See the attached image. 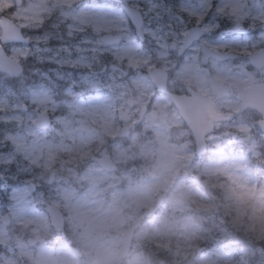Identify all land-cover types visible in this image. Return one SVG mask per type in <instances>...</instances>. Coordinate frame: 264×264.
I'll return each mask as SVG.
<instances>
[{
	"label": "rangeland",
	"instance_id": "1",
	"mask_svg": "<svg viewBox=\"0 0 264 264\" xmlns=\"http://www.w3.org/2000/svg\"><path fill=\"white\" fill-rule=\"evenodd\" d=\"M249 1L252 5L261 2ZM35 2L23 0L22 5L16 7L13 0H0V17H9L18 24L29 41L28 45L5 46L6 54L24 66V74L17 80L14 90L10 88L11 85L6 86V77L0 75V91L6 96L0 98L5 100V103L0 104V161L2 164H11L8 168L10 174L28 186L33 184L37 188L36 194L30 195L29 199L26 185L19 186L8 178L3 181L0 179V186L2 184L5 188L0 193V216L7 214L11 218L10 234L0 224V244L11 254L2 255L0 264H31L32 260L37 264H79L77 258L84 264H118L121 249L119 236L131 227L135 229L129 251L132 253L129 257L131 264H172L173 261L157 254L159 258L154 257L148 247L170 257V251L163 243L164 238L177 237V248L187 246L186 236L194 228L187 216L182 217L180 204L183 195L177 193L171 200L164 201L157 213L148 219L144 218L143 213L153 208L161 191L158 178L166 173L168 167L178 162L187 165L180 169V174L184 177V186L192 192L191 196L194 184L190 177L197 170L203 185L204 178H213L212 181L221 179L231 189L236 202L247 203L252 207L259 219L256 222L263 232L264 137L257 128L260 116L248 110L234 115L237 117L234 122L216 124L209 136L211 139L207 138L208 152L205 158L194 160L191 145L179 140L181 135L187 136L189 132L171 103L159 111H154L149 103V112L142 122L139 120L141 107L138 104L134 108L127 105L121 107V93H130L131 96L144 94L147 85L140 78L138 69L129 75L126 66V70L111 69L110 75L101 76L81 64L73 67L68 54L57 51L60 46L57 41L49 40L48 46L43 41L37 43V37L56 30L51 24L45 25L44 30L31 27ZM262 29L260 26L255 30L246 29L250 33L240 40L249 44L257 43L255 50H259L261 45L257 37L264 31ZM249 50L254 51L251 48ZM21 52L26 54V59L21 56ZM76 55V51L72 50V56ZM80 55L85 56L83 53ZM92 55L89 51L85 56L88 63ZM175 56L168 57L173 64ZM240 57H244L243 62L238 59L222 63L228 66V70L222 74L223 83L233 88V95L217 104V111L226 115L238 114L235 89L247 87L251 80L258 83L264 79L261 75L264 67L256 70L247 62L246 56ZM241 64L245 67L241 68ZM207 65L209 63L202 65L199 62L185 67V71L194 74L198 68ZM35 67L52 69L44 80L52 78L57 82L56 87L52 86L54 93L47 91L44 85L30 90V73L36 72ZM87 79L96 80L98 87L91 88ZM168 89L184 92L175 89L170 80ZM72 92L77 95L73 96ZM37 96L44 102L33 103ZM23 106H27V111L22 110ZM81 109L85 110L83 116L80 115ZM38 111L53 116L55 127L52 132H39L34 128ZM119 112L125 113L129 122L136 125L125 139L118 137L124 126L117 118ZM153 112H156L155 117L151 116ZM3 126L7 128L6 131L1 129ZM6 141L11 143L5 144ZM75 143L87 149L80 146L76 152L78 163L82 160L79 167L67 168V163L73 160L67 155L74 153ZM92 147L98 149L93 151ZM88 148L92 151L89 152ZM102 149H106L110 159L117 165L115 173H105L92 160L101 155ZM62 155H65V163L60 162ZM9 160L13 162L8 163ZM154 160L160 164L155 173ZM52 174L54 177L50 182ZM47 204L63 212L65 228L62 231H55L46 214H43L42 209ZM169 215L171 219L168 224H175V234L166 225H159ZM149 228L153 240L146 243ZM28 238L37 241L34 250L28 246ZM211 252L201 254L195 264H213L216 258H223L222 264H231L218 249ZM251 253L248 247L242 248V256L248 258ZM240 264L246 263L241 261Z\"/></svg>",
	"mask_w": 264,
	"mask_h": 264
},
{
	"label": "snow or ice",
	"instance_id": "2",
	"mask_svg": "<svg viewBox=\"0 0 264 264\" xmlns=\"http://www.w3.org/2000/svg\"><path fill=\"white\" fill-rule=\"evenodd\" d=\"M80 22L91 25L97 33H106L102 40L96 41L98 47L88 51L99 57L108 54L121 61L122 66L128 67L129 74H134L133 70L149 63L157 54L172 57L179 53L185 57L187 53L184 67L198 64L203 57L205 63L214 67L219 82H223L222 74L228 70L221 62L230 59L233 53L247 56L250 62L264 67V31L257 37L261 45L258 51L249 50L257 49V43L249 44L239 39V34L246 29L264 28V2L254 3L251 7L246 0H144L135 7L124 9L97 5L82 12ZM129 24L133 27L129 28ZM113 32L120 35L113 36ZM109 47L111 51L107 52ZM57 51L67 53L73 67L77 64L92 67L87 58L80 55V49L74 57L72 50L64 45ZM20 54L27 58L25 53ZM17 62L15 58L4 61L9 69ZM86 82L93 89L98 87L94 79ZM37 102L44 101L37 96L33 103ZM3 103L5 100L0 99V104Z\"/></svg>",
	"mask_w": 264,
	"mask_h": 264
},
{
	"label": "clouds",
	"instance_id": "3",
	"mask_svg": "<svg viewBox=\"0 0 264 264\" xmlns=\"http://www.w3.org/2000/svg\"><path fill=\"white\" fill-rule=\"evenodd\" d=\"M144 0H36L33 8L34 18L30 21L32 28L45 29V25L51 24V27L56 31L44 36L36 38V42L43 41L45 44L49 40H54L59 45H64L67 48L76 51L81 50L85 56L88 50L98 47L97 40H102L106 33H97L91 25H84L80 22L81 13L87 11L97 5H108L110 7H119L120 9L135 7L137 3H143ZM129 28L133 25L129 24ZM113 36L120 35L118 32L111 33ZM31 40V38H29ZM123 43V41H121ZM51 51L52 49H48ZM107 52L111 51L109 47ZM187 53L185 54V57ZM185 57L175 56V63L168 57L154 55L151 61L147 64L139 66L138 70L140 78L145 82L147 87L144 89V94L137 93L136 96H131L130 93H121V107L127 105L129 108L133 104H138L140 107L147 109L149 103L152 105L154 111H159L167 108L170 103V96L167 92L157 96V91H162L160 80L162 78L169 79L174 85L175 89L187 91L191 97L193 95L199 97L205 94L208 90L205 87L206 82L213 85V92L219 84L217 81V73L214 67L209 63L207 67L198 68L194 74H188L185 71L184 63ZM92 67L90 71H95L101 76L111 74V69L126 70V65L122 66V62L115 60L112 56L105 54L103 57L92 55L90 58ZM241 62L244 57H239ZM169 65H171L169 67ZM131 75V74H129ZM264 77V72L261 73ZM261 85L264 87V79L261 80ZM166 101L168 103H166ZM135 111V109H134ZM151 114V113H150ZM80 115H85V110L81 109ZM181 123L183 121L181 120ZM211 139V137H209ZM180 141L187 145L194 144V138L189 132L187 136L181 135ZM154 173L159 170L160 164L158 160L152 162ZM187 167L186 164L178 162L173 167H168L166 173L158 178L160 184L159 197L162 202L171 200L177 193L190 197L192 192L183 184L184 177L180 174V169ZM192 172V169H189ZM191 180H199L198 170L190 177ZM195 203L194 200L191 201ZM257 207L260 205L257 203ZM246 222L256 223L252 215V210L248 209L244 213ZM259 225H257L258 227ZM132 253H124L118 257V264H131L129 257ZM177 255L181 257L179 261H174V264H195L194 261L188 259V253L178 252ZM31 259V258H30ZM31 264H37L35 260Z\"/></svg>",
	"mask_w": 264,
	"mask_h": 264
},
{
	"label": "trees",
	"instance_id": "4",
	"mask_svg": "<svg viewBox=\"0 0 264 264\" xmlns=\"http://www.w3.org/2000/svg\"><path fill=\"white\" fill-rule=\"evenodd\" d=\"M0 173L2 176L7 177L8 175L3 167L0 168ZM208 189L206 204L201 207L206 220L199 236L186 242V245L191 247L190 249L186 248V250L177 248L175 238L171 237L163 240L164 246L170 251V257L172 254L180 257L177 255L178 252L188 253V257H192L199 248L207 250L215 245L222 246L230 251H239L242 246L248 245L253 248V251L248 257L247 263L264 264V229L262 232L260 230L261 226L257 227L260 224L246 222L244 213L250 207L244 208L243 205L235 202L229 187L222 181H218L216 184L209 182ZM254 219H256L255 216ZM168 227H171V225ZM152 251L154 250L152 249ZM233 262L235 264L241 263L236 256L233 258Z\"/></svg>",
	"mask_w": 264,
	"mask_h": 264
},
{
	"label": "water",
	"instance_id": "5",
	"mask_svg": "<svg viewBox=\"0 0 264 264\" xmlns=\"http://www.w3.org/2000/svg\"><path fill=\"white\" fill-rule=\"evenodd\" d=\"M264 1V0H263ZM22 0H15V3L17 6L21 4ZM0 28H1V43H11V42H20L23 41L20 36V30L14 26L10 21L3 18L2 21H0ZM233 57V56H231ZM8 59L2 49L0 48V71L6 72L9 76H17L20 71H17V65L11 69H9L4 61ZM254 66L258 67L256 64L252 63ZM162 88V87H161ZM239 98L242 100V109L245 108H251L256 111H258L261 116L262 120L259 121V126L261 130L264 132V87L262 85L260 86H252L249 90L240 92ZM176 105L180 106V112L182 117L184 118L187 126L190 128L192 133L195 136V143L197 147L198 154H202L205 151V141L204 137L208 135L212 127L210 125V120L214 119L216 120L217 117L215 116V113L213 111V104L207 99H201V98H192L188 99L187 101H184L183 99H177ZM40 122L43 118V116L39 117ZM121 118H124L122 115ZM102 164L107 168L109 167V164L107 163V158H104L102 160ZM57 211L52 208L51 210V217H52V223L57 227V229H60L62 227V219L58 215L57 217ZM125 247H128L129 239H124ZM127 249V248H126ZM126 253V250L123 252V254Z\"/></svg>",
	"mask_w": 264,
	"mask_h": 264
},
{
	"label": "bare ground",
	"instance_id": "6",
	"mask_svg": "<svg viewBox=\"0 0 264 264\" xmlns=\"http://www.w3.org/2000/svg\"><path fill=\"white\" fill-rule=\"evenodd\" d=\"M253 111H256V110H254V109H252ZM256 112H258V111H256ZM259 113V112H258Z\"/></svg>",
	"mask_w": 264,
	"mask_h": 264
}]
</instances>
